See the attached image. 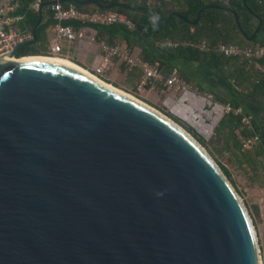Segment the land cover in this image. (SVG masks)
Returning <instances> with one entry per match:
<instances>
[{"label": "water", "instance_id": "obj_1", "mask_svg": "<svg viewBox=\"0 0 264 264\" xmlns=\"http://www.w3.org/2000/svg\"><path fill=\"white\" fill-rule=\"evenodd\" d=\"M43 12L0 55V264H260L247 207L182 126L70 64L10 61Z\"/></svg>", "mask_w": 264, "mask_h": 264}, {"label": "trees", "instance_id": "obj_2", "mask_svg": "<svg viewBox=\"0 0 264 264\" xmlns=\"http://www.w3.org/2000/svg\"><path fill=\"white\" fill-rule=\"evenodd\" d=\"M100 1L106 4L123 3L129 7L141 8L137 12L115 8L131 19L135 24V31H129L126 26L121 24L95 25L76 21L70 22V24L76 28L91 25L98 30L101 36L103 34H108L110 37L120 35L130 46L137 44L134 37L138 43L145 42L157 46L167 58L166 62H160V64L162 63L161 66L163 65L165 68L163 71L165 75L176 66L178 60H186L207 65L226 78L232 79L238 88L242 87V83L249 81L250 85L246 84V88H251L253 94L264 92V71H261L257 66V62L264 65V59L250 61L241 57H226L214 49L218 44L237 45L242 48L259 45L258 35L264 31V0H224L221 2L212 0H160L155 3H151L150 0ZM30 2L31 0H21L18 8V15L23 16L20 24L21 31H32L38 22L39 13L31 9ZM205 5H217L221 8L204 10L198 23L192 25L191 22L194 21L197 12ZM151 10L155 12L157 21H164L174 12L181 14L186 21L172 15L166 24L158 25L152 19ZM234 13L238 16L240 27L236 22ZM260 22L261 29L256 33ZM52 23L53 20L49 24L39 26L37 42L22 49L18 56L21 58L22 56H48L46 30ZM242 31L248 37L254 36L253 41L249 42ZM169 42L172 43L171 46L168 45ZM201 43L207 46L206 50L197 47ZM143 51L146 53L147 49L143 48ZM244 72H249L250 75L245 76ZM230 103L234 108L241 105L237 97ZM215 135L224 140L225 150L243 154L247 159L243 139L251 137V134L245 129H240L239 116L225 115L216 127ZM258 147H260L261 152H264V144L258 145ZM222 169L231 180L228 169L226 167H222Z\"/></svg>", "mask_w": 264, "mask_h": 264}, {"label": "crops", "instance_id": "obj_3", "mask_svg": "<svg viewBox=\"0 0 264 264\" xmlns=\"http://www.w3.org/2000/svg\"><path fill=\"white\" fill-rule=\"evenodd\" d=\"M50 3L51 1L49 0L44 6L43 19L40 26L49 24L52 21ZM78 8L82 13L83 11L86 12V14L83 13L84 15L96 10H102L94 6H79ZM17 12L16 14L18 15ZM20 17L21 19L14 25V28L18 31H21L20 24L23 19V16ZM51 25L46 30L47 41L51 36ZM80 28H86L88 36H95L97 43L105 41L108 44L111 43L110 45L119 46L138 60L151 64H160V62H166L167 60L165 53L151 43H138L136 38H134L137 44L130 46L120 35L110 37L108 34H103L101 36L98 30L91 25ZM258 42L264 48V31H261L258 35ZM97 43H88V41H78L73 44L64 43V54L58 59L71 61L90 73L91 71L94 72L95 68L102 63V54ZM143 48L147 49L146 53H144ZM161 64V72L164 76H168L173 69H177L180 80L193 86L187 84L190 89L185 91L177 88L168 90L164 86V82L149 81L144 88H140L145 79L142 68H130L119 58L112 59L111 65L104 74L106 79L100 78L111 85L122 83L127 91L132 89L137 95L145 93L144 97H139V100L151 105V107L162 110L169 118L173 120L179 119L182 123L193 127L201 136H205L208 132L211 134H213V131L215 132L219 122L226 115L223 113V104H231L230 101H233L235 97L238 98L241 103L240 108L251 116L254 129L257 135L260 136L261 142L245 147L247 159H245L243 154L227 150L231 154L230 159L228 158L227 166L233 187L236 192L242 193L245 206L247 205L252 220L258 228L257 234H259L258 239L261 244V259L262 264H264V152H261L260 147H258V145L264 144V92L253 94L251 88H246V84L250 85L249 81L242 83V87L238 88L232 79L226 78L223 74L202 63L178 60L176 66L167 75L164 74L165 68ZM244 73L245 76L250 75L248 74L249 72ZM195 91L213 94L216 101L215 106H207L202 101V98L195 94ZM240 129H242L241 124Z\"/></svg>", "mask_w": 264, "mask_h": 264}, {"label": "built area", "instance_id": "obj_4", "mask_svg": "<svg viewBox=\"0 0 264 264\" xmlns=\"http://www.w3.org/2000/svg\"><path fill=\"white\" fill-rule=\"evenodd\" d=\"M49 0H31L30 7L36 12L43 9L46 2ZM53 4L50 6L52 12L53 23L50 27V34L54 39L50 44L48 42V56L60 57L64 54V43L73 44L78 41H88V43H97L95 36L89 37L86 28L77 29L70 22L82 21L95 25H116L121 24L126 26L129 31H135V24L127 17L126 14L111 9V10H96L90 14L84 15L78 6L72 0H50ZM160 0H150L151 3L158 2ZM221 2L224 0H212ZM21 0H0V55H5L13 51V49L22 43L29 42L33 39L32 32L30 31H18L14 28L17 21L21 19L16 14ZM101 54L102 63L99 67L95 68L94 75H104L108 67L112 63L113 58H119L122 62L126 63L130 68L141 67L145 79L142 82L140 88L149 81L164 82V86L170 90L177 88L180 90H188L190 87L182 82L179 78L177 69H173L168 76H164L161 72L159 63H149L134 58L128 51L122 50L119 46L110 45L105 41L97 43ZM172 45V43H168ZM197 47L201 50H206L207 46L204 43L198 44ZM215 51L223 54L226 57H241L248 60H263L264 48L261 45H255L253 47L242 48L237 45L218 44L214 47ZM26 57V56H22ZM16 58H21L17 56ZM257 66L261 71H264V65L258 64ZM195 94L202 98V101L207 104L215 106V97L211 93H201L195 91ZM223 113L228 115H237L240 117V124L242 129H245L251 134V137L243 139V145L245 147L257 144L261 142L260 136L255 132L252 118L246 114L240 107L234 108L229 103L223 104ZM203 113V111H202Z\"/></svg>", "mask_w": 264, "mask_h": 264}, {"label": "rangeland", "instance_id": "obj_5", "mask_svg": "<svg viewBox=\"0 0 264 264\" xmlns=\"http://www.w3.org/2000/svg\"><path fill=\"white\" fill-rule=\"evenodd\" d=\"M53 40L54 39L52 38V36H50L48 41L51 44L53 42ZM91 72H93V71H91ZM99 76L101 78H103V79H106V76H104V75H99ZM185 84L191 85V84H189L187 82H185ZM113 85L115 87L119 88L120 90H123V91L131 94L132 96H134V97H136L138 99H140L139 98L140 96L144 97L145 93L137 95L136 93H134V90H132V89L131 90L129 89L130 91L129 90L127 91L126 87L122 83H116V84L114 83ZM116 85H118V86H116ZM191 86H193V85H191ZM153 108H155V107H153ZM155 109L160 111L161 113L165 114L166 116H168L162 110H160L158 108H155ZM197 117H199V115H197ZM174 121L178 125L182 126V128H184L192 137H194L198 141V143L201 144V146L207 151V153L212 157V159L216 162V164L221 169L224 166L228 169L227 162H228V158L230 159L231 154H230V152H227V150L224 149V143H223L224 140H222V138H219L218 136H216L214 131H213V134L208 132L207 134H205V136H201L200 134H198V132L195 131V129L193 127L187 125L186 123H182L181 121H179V119L178 120L174 119ZM222 171H223V169H222ZM227 178L232 184V181L230 180V178L228 176H227ZM237 193H238V195L240 196V198L243 200V202L245 204V200H244V197H243L242 193H239V192H237ZM246 207H247V205H246ZM253 223H254V225L256 227V231L258 232V228L256 226V223L254 221H253ZM257 235L259 236V234H257ZM259 245H260V248H261L260 242H259Z\"/></svg>", "mask_w": 264, "mask_h": 264}, {"label": "bare ground", "instance_id": "obj_6", "mask_svg": "<svg viewBox=\"0 0 264 264\" xmlns=\"http://www.w3.org/2000/svg\"><path fill=\"white\" fill-rule=\"evenodd\" d=\"M37 58H45V59H50V60L60 61V62H64V63L70 64V65H72V66H75V67H77V68H79V69L85 71L86 73L90 74L91 76L95 77L96 79H98V80H100V81H102V82H104V83L110 85L111 87H113V88H115V89H117V90H119V91H121V92L127 94L128 96H130V97H132V98H134V99H136V100H138V101H140V102H142L143 104L146 105V103H144L143 101H141V100H139L138 98L132 96L131 94H128V93H126V92L120 90L119 88H117V87H115V86H113V85L107 83L106 81L102 80V79L99 78L98 76L94 75L92 72H91V73L88 72L87 70L81 68L80 66L76 65L75 63H73V62H71V61H68V60H65V59H58L57 56H30V57H22V58H12L10 61L15 62V61H20V60H25V59H37ZM60 58H61V57H60ZM154 110H155V109H154ZM190 119H191V117H190ZM182 129H183V128H182ZM193 138H194V137H193ZM194 139H195V138H194ZM195 140H196V139H195ZM196 141H197V140H196ZM203 149H204V148H203ZM204 150H205V149H204ZM205 151H206V150H205ZM241 201H242V199H241ZM242 202H243V201H242ZM260 264H262V259H261V261H260Z\"/></svg>", "mask_w": 264, "mask_h": 264}]
</instances>
